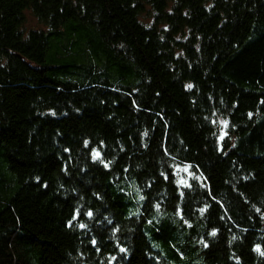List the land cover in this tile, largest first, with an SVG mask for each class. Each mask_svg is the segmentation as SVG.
Returning <instances> with one entry per match:
<instances>
[{"label": "trees", "instance_id": "trees-1", "mask_svg": "<svg viewBox=\"0 0 264 264\" xmlns=\"http://www.w3.org/2000/svg\"><path fill=\"white\" fill-rule=\"evenodd\" d=\"M262 101L264 0H0V264H264Z\"/></svg>", "mask_w": 264, "mask_h": 264}, {"label": "snow or ice", "instance_id": "snow-or-ice-1", "mask_svg": "<svg viewBox=\"0 0 264 264\" xmlns=\"http://www.w3.org/2000/svg\"><path fill=\"white\" fill-rule=\"evenodd\" d=\"M187 87H188V88H192L193 85H188ZM262 103H264V101H262ZM251 115H252V114L250 113L249 116L251 117ZM145 135H147V133H145ZM85 146H86V147L88 146V142H87V141L85 142ZM101 146H103V142H101ZM66 151H70V150H67V149H66ZM92 157H93L94 160L99 159L102 163L104 162V161H103L102 154L100 153V151H99L98 149H93V150H92ZM105 167H108V164H107V163H105ZM190 168H191V166L188 165V166H185L183 169H178V170H179V171L188 172V170H189ZM162 175H163V173H162ZM191 175L195 176L194 173H192ZM167 178H168V177L165 176V179H167ZM179 183H180V184H184L185 181L182 179V180L179 181ZM187 186L190 187L191 185L188 184ZM181 195H183V194L181 193ZM140 198H141V200L145 199V197H143V196H141ZM156 207H159V205H156ZM205 210H206V209L201 210V211H205ZM86 215H87L88 218H92L94 214H93L92 211L89 210V211H87ZM180 215H181V217L183 218V211H182V210H180ZM79 218H80V213H79V209H77L76 212H75V215H74L73 219H79ZM68 226H69V227L72 226V222H71V221H69V225H68ZM79 227H80L81 229H84V228H86V225H85L84 223H80V224H79ZM116 231H119V229H116ZM216 234H217V230H214V231L211 233V235H213V236H215ZM234 238H235V237H234ZM91 243H92L93 247H96V248H97V251H99V248L97 247L98 241L95 240V239H92V240H91ZM205 246H207V245H205ZM254 250H255L256 252H258L260 255L264 256V249H262L259 245H257V246L255 247ZM120 251H121V252H127V249L121 247V248H120ZM112 259L115 260L116 258H115V257H112Z\"/></svg>", "mask_w": 264, "mask_h": 264}, {"label": "rangeland", "instance_id": "rangeland-1", "mask_svg": "<svg viewBox=\"0 0 264 264\" xmlns=\"http://www.w3.org/2000/svg\"><path fill=\"white\" fill-rule=\"evenodd\" d=\"M27 29L28 30H36L40 29L38 21L30 14H27Z\"/></svg>", "mask_w": 264, "mask_h": 264}]
</instances>
